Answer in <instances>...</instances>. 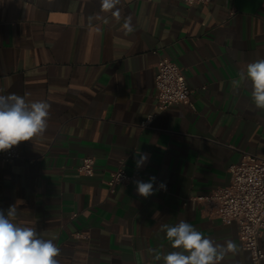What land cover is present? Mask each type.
Returning <instances> with one entry per match:
<instances>
[{
    "label": "crops",
    "instance_id": "crops-1",
    "mask_svg": "<svg viewBox=\"0 0 264 264\" xmlns=\"http://www.w3.org/2000/svg\"><path fill=\"white\" fill-rule=\"evenodd\" d=\"M94 13L103 19L89 23ZM160 56L184 68L190 103L157 110ZM260 58L264 0H120L111 11L101 0H0V95L51 105L44 134L21 142L14 161L0 158V209L15 205V223L53 240L59 264H163L179 249L161 225L181 220L215 244L235 242L219 264H252L237 223L194 197L229 184L243 153L264 157V110L239 77ZM139 151L149 158L137 169ZM85 156L92 176L78 171ZM121 163L155 177L154 194L133 181L111 192Z\"/></svg>",
    "mask_w": 264,
    "mask_h": 264
},
{
    "label": "clouds",
    "instance_id": "clouds-1",
    "mask_svg": "<svg viewBox=\"0 0 264 264\" xmlns=\"http://www.w3.org/2000/svg\"><path fill=\"white\" fill-rule=\"evenodd\" d=\"M119 3L120 0H101V8L111 11ZM115 14L118 16V10ZM102 19L99 13L88 17L89 23ZM124 28L133 31L130 17L125 21ZM239 77L251 82V99L256 108L264 110V58L249 63ZM50 109L51 105L46 101L27 102L22 95L15 93L0 95V152L42 136L48 126ZM148 158L147 153L137 152V169L143 167ZM155 179L133 181L138 195L144 198L153 195ZM158 187L166 190L163 182ZM16 215L15 205L9 206L6 212L0 209V264H59L56 257L60 250L53 240L41 238L32 227L15 223ZM160 230L166 233L172 248L179 249L163 255V264H219L228 252L237 251L234 241L215 244L184 220L175 225L163 224ZM155 258L161 260V255Z\"/></svg>",
    "mask_w": 264,
    "mask_h": 264
},
{
    "label": "built area",
    "instance_id": "built-area-1",
    "mask_svg": "<svg viewBox=\"0 0 264 264\" xmlns=\"http://www.w3.org/2000/svg\"><path fill=\"white\" fill-rule=\"evenodd\" d=\"M188 6L196 3L207 4L212 0H183ZM235 11H231V15ZM157 110L163 111L174 104L190 103L193 89L187 81L184 68L168 56H160L156 75ZM154 115H150L142 125L146 126ZM20 145L0 152L4 162H12L21 156ZM95 158L85 156L78 166L83 175L92 176ZM231 180L208 193L194 197L206 215L219 218L223 223H237L239 239L244 249L251 254L252 264H263L264 250L259 239L264 234V157L248 152L230 166ZM138 172L129 173L121 165L110 173L108 186L115 192L117 185H128L141 179ZM76 215V213L74 214Z\"/></svg>",
    "mask_w": 264,
    "mask_h": 264
}]
</instances>
